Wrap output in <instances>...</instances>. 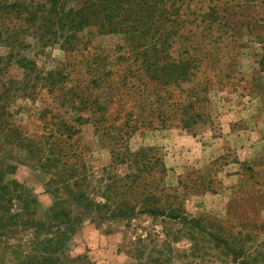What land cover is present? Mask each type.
<instances>
[{
	"label": "trees",
	"instance_id": "1",
	"mask_svg": "<svg viewBox=\"0 0 264 264\" xmlns=\"http://www.w3.org/2000/svg\"><path fill=\"white\" fill-rule=\"evenodd\" d=\"M247 1H239V6ZM218 2L210 0L205 7L198 5L199 0H0V45L7 48L0 53L3 141L23 149L31 166L46 174L45 192L54 198L52 210L67 205L78 210V217L66 223L60 235L39 241L38 254L24 264H95L87 253L71 256L67 252L82 216L88 213L102 219L129 218L138 213L160 219L168 228V237L191 239L197 256L202 248L200 235L207 236L205 242H212L213 249L233 255L210 264H251L242 259L243 246L236 250L232 244L237 237L235 230L240 228L238 234H242L255 228L250 222L238 221L247 220V215L242 218L236 214L235 219L231 212L233 205H241L235 199L238 196L230 200L226 216L214 218L219 224L212 223L207 230L205 218L191 215L185 207L187 185L183 177L177 186L165 183L167 166L158 149L133 150L128 145V137L139 126L141 113L136 109L144 99L132 110L126 108V100L144 93L140 81L146 86L152 81L163 87L192 85L186 102L193 111L186 107L179 111L189 114L181 118L184 128L189 126V118L195 119L207 109L208 86L197 73L207 59L220 60L206 57L202 43L195 44L183 30L187 25H203L204 31L211 32L219 26L226 33L228 14L235 7ZM95 33L119 34L124 43L115 54L107 53L93 41L90 35ZM54 44L72 58L58 69L45 70L22 53L35 46L44 51ZM227 65L230 69L231 64ZM236 74L232 72V76ZM41 95L52 98L50 102L44 98L39 109L43 131H26L12 118L11 106L20 96L36 101ZM117 99L121 102L113 116L111 109ZM197 106L200 109L196 110ZM88 121L96 129L115 130L122 141L98 175L87 171L80 158L78 137H74ZM39 204L36 194L20 181L0 183V238L43 228L45 222L36 217ZM219 232L227 233L228 238L223 239ZM162 255L154 264H167Z\"/></svg>",
	"mask_w": 264,
	"mask_h": 264
},
{
	"label": "rangeland",
	"instance_id": "2",
	"mask_svg": "<svg viewBox=\"0 0 264 264\" xmlns=\"http://www.w3.org/2000/svg\"><path fill=\"white\" fill-rule=\"evenodd\" d=\"M209 1L199 0L198 5L208 7ZM239 1L243 0H219L221 3L235 7L228 14L229 28L226 33L219 26H215L211 32L204 31L203 25L198 27L187 25L183 30V33L189 35L195 44L202 43V52L206 57L220 60V63H217L207 59L197 73V78L206 82L208 86L207 109L201 116L195 115V119L189 118V126L184 128L181 118L189 117V114L179 111L183 107L193 111V107L186 102L192 85L183 83L182 87L176 84L156 86L152 80L153 84L149 83V77H146L147 86L140 81L144 93L140 97L126 100V108L132 110L133 106L144 99L139 109H136L141 113L139 126L128 137V145L131 149L156 148L161 153V146L154 145V140L166 138L167 130L190 135L194 133L195 136L204 138L206 142L212 144L214 138L232 129L234 123L235 126L243 124L242 120L236 122L230 116V112L249 113L253 105L250 102L257 98L258 93L264 94L262 68L264 67V0H249L243 2L242 6H239ZM90 36L95 43L111 54H115L118 45L124 43V38L115 33H95ZM6 51L7 48L0 45V53ZM22 53L35 59L45 70L61 68L68 58L72 59L59 44L48 46L40 52L38 46H35ZM227 64H231L230 69ZM232 72L237 74L232 76ZM46 92L43 90V93ZM44 96L41 95L36 101L20 96L12 104V118L22 123L26 131L42 133L44 120L39 118V109L44 98L49 102L52 100ZM159 96L161 98H158ZM120 102L118 99L114 102L111 109L113 116L116 115ZM181 103L184 104L182 107ZM159 109L164 111L159 112ZM198 109L199 106L196 107V110ZM154 117L157 119L154 120ZM74 137H78L82 149L80 158L84 161L87 171L93 175L100 174L102 168L110 163L113 151L122 142L115 130L103 127L96 129L91 121L86 122ZM3 140L0 132V183L15 179L29 187L40 203L36 217L45 222V226L41 229L30 228L0 238V264H24L25 260L38 254V242L60 235L66 223L78 217V210L71 205L52 210L54 198L45 192L46 174L31 166L23 149L14 144L4 143ZM227 148L228 152L225 155L210 157V162L203 173L198 170H188L177 176L167 169L164 175L165 183L171 186H177L179 177H183L187 185L184 190L185 207L191 215L205 218L204 225L207 230L212 223H216L217 226L219 221L215 219L223 216L204 208H194L196 203L192 205L191 198L218 186L219 172L226 160L234 155L230 145H227ZM121 168L124 169L123 166ZM242 171L244 179L248 180L250 185L248 188H243L238 198H235L241 205H233L231 212L235 215V219L236 214L242 218L247 215V220L238 221L250 222L255 228L247 233L245 230L242 234H238L240 228H236L234 234L237 237L232 244L236 250L242 249L243 246L245 253L242 259L245 258V261L251 264H264V180L257 173L258 170H252L246 164L243 165ZM82 217L81 226L73 235L67 252L71 256L87 253L95 264H139L140 261L143 263L152 261L154 264V259H160L162 253L167 264H210L212 261L220 263L222 259L233 257L231 254H224L221 248L213 249V243L205 242L207 236L203 235L199 236L202 248L197 256L191 239L183 238L176 241L172 234L168 237L165 233L168 231L167 226L160 219L154 220L147 215L138 213L135 217L102 219L95 217L93 213H88ZM210 219L212 221H209ZM220 225L226 229L225 225ZM227 225L230 227L229 223ZM219 235L223 239L228 238L227 233L219 232ZM157 250L162 253H157Z\"/></svg>",
	"mask_w": 264,
	"mask_h": 264
},
{
	"label": "crops",
	"instance_id": "3",
	"mask_svg": "<svg viewBox=\"0 0 264 264\" xmlns=\"http://www.w3.org/2000/svg\"><path fill=\"white\" fill-rule=\"evenodd\" d=\"M264 73V72H263ZM257 95V94H256ZM264 94L258 93L252 102L251 111L230 112V116L239 124L209 144L199 136L166 131L167 137L155 139L154 145L161 146L160 152L167 169L174 175L188 170L203 173L213 155H225L227 145L232 148L233 156L226 160L219 172V183L215 189L206 190L191 198L194 208L206 209L218 215L226 216L227 207L243 188H248L249 181L244 179L243 165H247L264 180ZM229 116V115H228ZM173 168V169H172ZM264 211V210H263Z\"/></svg>",
	"mask_w": 264,
	"mask_h": 264
}]
</instances>
